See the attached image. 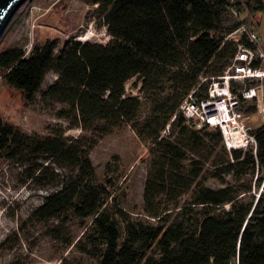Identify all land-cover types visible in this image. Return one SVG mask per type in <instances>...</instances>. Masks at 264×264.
<instances>
[{
    "label": "trees",
    "instance_id": "obj_1",
    "mask_svg": "<svg viewBox=\"0 0 264 264\" xmlns=\"http://www.w3.org/2000/svg\"><path fill=\"white\" fill-rule=\"evenodd\" d=\"M85 4L96 6L109 36L105 45L67 41L56 52L47 40L33 43L27 55L21 47L0 52V78L28 102L55 73L43 96L65 106L58 118L68 129L86 134H26L0 118V162L21 166L25 179L41 188L56 187L30 220L77 221L84 233L74 247L94 264H264V126L252 131L255 151L229 155L216 129L197 128L178 111L198 78L216 76L234 54L223 43L238 26L226 24L228 1ZM242 7L258 11L264 0H245ZM132 79L134 89L139 84L136 97L125 90ZM123 126L148 145L137 212L121 207L119 159L106 164L101 181L90 160L92 139ZM209 180L217 188L207 187ZM49 232L59 238L58 228Z\"/></svg>",
    "mask_w": 264,
    "mask_h": 264
},
{
    "label": "rangeland",
    "instance_id": "obj_2",
    "mask_svg": "<svg viewBox=\"0 0 264 264\" xmlns=\"http://www.w3.org/2000/svg\"><path fill=\"white\" fill-rule=\"evenodd\" d=\"M228 19L227 25L235 21L231 16ZM47 40L54 43L57 52L67 41L105 45L109 36L97 17L96 6H88L85 0H27L3 31L0 52L21 47L27 55L33 43L43 44ZM56 79L55 73H49L40 93L28 102L0 78L2 121L26 134L46 136L50 130L60 129L65 131V137L85 136L79 129H68L69 122L58 118L59 111L65 109L63 104L43 96ZM133 82V79L129 81L125 90L129 96L136 97L139 84L134 89ZM145 111L143 107L141 113L144 115ZM92 141L94 147L90 160L98 180L103 179L106 164L117 157L122 171L118 184L121 207L137 212L142 205L148 145L141 143L128 126L107 137L96 135ZM52 174L48 173V181ZM25 178L21 166L0 162V264H94V259L79 253L74 247L84 233V228L77 221L68 220L61 224L30 220L32 211L56 187L50 184L41 188ZM206 186L217 188L213 180H209ZM54 228H58V239L50 235L49 230ZM69 242L71 245L68 246Z\"/></svg>",
    "mask_w": 264,
    "mask_h": 264
},
{
    "label": "built area",
    "instance_id": "obj_3",
    "mask_svg": "<svg viewBox=\"0 0 264 264\" xmlns=\"http://www.w3.org/2000/svg\"><path fill=\"white\" fill-rule=\"evenodd\" d=\"M227 1L238 26L224 37L223 43L231 44L234 54L216 76L198 78V84L183 98L178 111L186 120L196 121L197 128L216 129L230 155L232 151L256 148L243 108L246 103L258 108L264 101V44L240 18L245 0ZM205 83L207 88L201 92L200 86ZM167 133L168 126L162 136Z\"/></svg>",
    "mask_w": 264,
    "mask_h": 264
},
{
    "label": "crops",
    "instance_id": "obj_4",
    "mask_svg": "<svg viewBox=\"0 0 264 264\" xmlns=\"http://www.w3.org/2000/svg\"><path fill=\"white\" fill-rule=\"evenodd\" d=\"M240 18L245 24L254 29L261 43L264 44V8L258 11H249L243 8ZM252 108L255 110L254 113L248 112ZM243 114L248 119V124L251 126L252 131L264 126V101L258 108H255L251 103H246L243 108Z\"/></svg>",
    "mask_w": 264,
    "mask_h": 264
},
{
    "label": "water",
    "instance_id": "obj_5",
    "mask_svg": "<svg viewBox=\"0 0 264 264\" xmlns=\"http://www.w3.org/2000/svg\"><path fill=\"white\" fill-rule=\"evenodd\" d=\"M27 0H0V37L18 9Z\"/></svg>",
    "mask_w": 264,
    "mask_h": 264
}]
</instances>
